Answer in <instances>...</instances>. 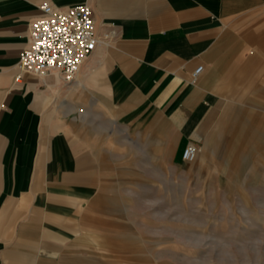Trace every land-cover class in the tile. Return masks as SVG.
Here are the masks:
<instances>
[{"label":"crops","instance_id":"1","mask_svg":"<svg viewBox=\"0 0 264 264\" xmlns=\"http://www.w3.org/2000/svg\"><path fill=\"white\" fill-rule=\"evenodd\" d=\"M43 1L91 9L99 40L70 81L19 66ZM260 29L264 0H0V264H82L65 246L74 235L69 228L82 219L77 211L92 199L87 193L99 160L73 147L69 125L101 109L112 115L109 107L127 117L152 110L174 129L181 150L202 135L212 97L197 79L206 67L203 83L220 74L219 65H210L214 46L234 30ZM248 37L264 47V32ZM261 57L258 50L251 56ZM239 61L245 68L247 60ZM154 131L137 129L140 139L149 134L148 144L162 140ZM210 144L201 149L205 157ZM113 148L108 137L99 146ZM83 235L100 242L98 234Z\"/></svg>","mask_w":264,"mask_h":264},{"label":"rangeland","instance_id":"2","mask_svg":"<svg viewBox=\"0 0 264 264\" xmlns=\"http://www.w3.org/2000/svg\"><path fill=\"white\" fill-rule=\"evenodd\" d=\"M256 32L264 30H234L223 38L210 60L220 74L203 83L206 67L197 79L212 100L201 138L192 142L200 149L193 161L180 158L174 129L152 110L127 117L109 107L112 115L101 109L68 126L73 147L99 160L87 193L92 199L69 228L70 258L82 264H264V47L248 37ZM241 42L248 48L240 49ZM257 50L262 57L252 60ZM149 126L161 141L148 144L146 133L140 139L137 129ZM107 137L114 148L100 150ZM86 233L100 235V242Z\"/></svg>","mask_w":264,"mask_h":264},{"label":"built area","instance_id":"3","mask_svg":"<svg viewBox=\"0 0 264 264\" xmlns=\"http://www.w3.org/2000/svg\"><path fill=\"white\" fill-rule=\"evenodd\" d=\"M40 15L29 23L28 40L19 56L22 70L36 74L57 72L64 81L72 80L81 64L94 50L98 36L90 7L78 3L60 8L49 1L39 5ZM203 65L192 72L196 78ZM198 147L189 142L181 150L183 161H193Z\"/></svg>","mask_w":264,"mask_h":264},{"label":"bare ground","instance_id":"4","mask_svg":"<svg viewBox=\"0 0 264 264\" xmlns=\"http://www.w3.org/2000/svg\"><path fill=\"white\" fill-rule=\"evenodd\" d=\"M198 151H199V149L197 150V155H196V156H197V158H198V156H199V154H198ZM203 157H204V156H203ZM202 164H203V163H202Z\"/></svg>","mask_w":264,"mask_h":264}]
</instances>
